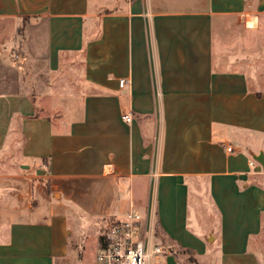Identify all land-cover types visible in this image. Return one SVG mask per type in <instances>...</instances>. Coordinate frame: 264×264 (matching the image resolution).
<instances>
[{
	"label": "crops",
	"instance_id": "obj_1",
	"mask_svg": "<svg viewBox=\"0 0 264 264\" xmlns=\"http://www.w3.org/2000/svg\"><path fill=\"white\" fill-rule=\"evenodd\" d=\"M6 55L0 264H96L130 208L200 264H264V0H0Z\"/></svg>",
	"mask_w": 264,
	"mask_h": 264
},
{
	"label": "built area",
	"instance_id": "obj_2",
	"mask_svg": "<svg viewBox=\"0 0 264 264\" xmlns=\"http://www.w3.org/2000/svg\"><path fill=\"white\" fill-rule=\"evenodd\" d=\"M126 83V78H119V87ZM122 119L128 122L131 117L126 114ZM226 150L230 151V147ZM253 164L249 161V166ZM142 219L137 210L130 208L123 219L107 222L100 235L96 264H151L152 260L169 254L167 247L153 240L154 234Z\"/></svg>",
	"mask_w": 264,
	"mask_h": 264
},
{
	"label": "rangeland",
	"instance_id": "obj_3",
	"mask_svg": "<svg viewBox=\"0 0 264 264\" xmlns=\"http://www.w3.org/2000/svg\"><path fill=\"white\" fill-rule=\"evenodd\" d=\"M13 61H16V58H13L11 55H6L2 60L0 59V90H5L8 89V87H11L7 82H9L11 79L16 78L17 73L16 68L13 66ZM261 70L263 72L264 69L261 68ZM100 232L102 233V229L100 230ZM94 237H96L95 233ZM153 240L167 247L170 253L166 254V256L164 257L152 260L151 264H156L157 262L160 264H165V258L170 255L176 258L178 264H200L196 257L182 249L174 247L168 241L156 238H154ZM199 260L201 261V258H199Z\"/></svg>",
	"mask_w": 264,
	"mask_h": 264
},
{
	"label": "water",
	"instance_id": "obj_4",
	"mask_svg": "<svg viewBox=\"0 0 264 264\" xmlns=\"http://www.w3.org/2000/svg\"><path fill=\"white\" fill-rule=\"evenodd\" d=\"M255 160L257 162H259L262 165V167L264 168V158H263L261 153L255 157ZM165 264H176L174 256H172V255L167 256L165 258Z\"/></svg>",
	"mask_w": 264,
	"mask_h": 264
},
{
	"label": "bare ground",
	"instance_id": "obj_5",
	"mask_svg": "<svg viewBox=\"0 0 264 264\" xmlns=\"http://www.w3.org/2000/svg\"><path fill=\"white\" fill-rule=\"evenodd\" d=\"M253 18V17H252ZM251 18V19H252ZM251 23L250 19H247L246 24L249 25Z\"/></svg>",
	"mask_w": 264,
	"mask_h": 264
}]
</instances>
